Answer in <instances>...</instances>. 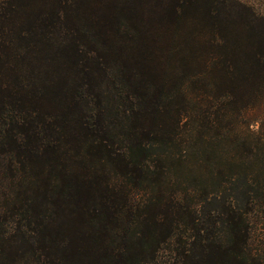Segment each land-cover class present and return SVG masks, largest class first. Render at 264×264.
<instances>
[{
  "label": "trees",
  "instance_id": "1",
  "mask_svg": "<svg viewBox=\"0 0 264 264\" xmlns=\"http://www.w3.org/2000/svg\"><path fill=\"white\" fill-rule=\"evenodd\" d=\"M259 223L264 15L0 0V264H264Z\"/></svg>",
  "mask_w": 264,
  "mask_h": 264
},
{
  "label": "rangeland",
  "instance_id": "2",
  "mask_svg": "<svg viewBox=\"0 0 264 264\" xmlns=\"http://www.w3.org/2000/svg\"><path fill=\"white\" fill-rule=\"evenodd\" d=\"M239 1H241L242 3H244L246 5L252 6L255 9V11L264 15V0H239ZM256 126H254V127H256ZM6 226H8V224H6L5 227ZM254 236H253L254 241L257 239H260L261 237H262V239H264V224L259 223V225L255 227Z\"/></svg>",
  "mask_w": 264,
  "mask_h": 264
}]
</instances>
